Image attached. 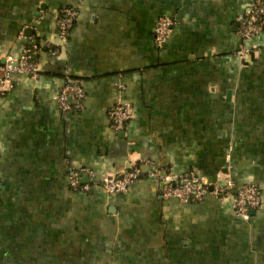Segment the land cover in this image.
Masks as SVG:
<instances>
[{
	"label": "crops",
	"instance_id": "crops-1",
	"mask_svg": "<svg viewBox=\"0 0 264 264\" xmlns=\"http://www.w3.org/2000/svg\"><path fill=\"white\" fill-rule=\"evenodd\" d=\"M254 1L81 0L61 38L71 0H0V62L28 48L38 68L0 92V264H264V35L238 34ZM160 16L174 25L158 45ZM67 83L85 95L65 111ZM117 100L132 108L121 132ZM142 159L127 192L97 181ZM155 167L253 183L262 206L243 220L212 194L181 203Z\"/></svg>",
	"mask_w": 264,
	"mask_h": 264
},
{
	"label": "built area",
	"instance_id": "built-area-1",
	"mask_svg": "<svg viewBox=\"0 0 264 264\" xmlns=\"http://www.w3.org/2000/svg\"><path fill=\"white\" fill-rule=\"evenodd\" d=\"M72 5L63 9L58 19L59 35L64 38L67 30L71 27L76 9L74 3L81 0H71ZM174 25L173 19L168 16H160L154 27V40L161 45L171 34ZM264 35V0H255L248 8L247 14L238 21V34L243 40H250L258 34ZM255 46L242 45L236 54L241 58L254 51ZM15 75H26L35 78L38 75L37 64L31 59L28 48H24L18 55L6 54L0 62V92L7 90ZM69 94H73L81 100L85 93L77 83H67L55 95V100L62 110H69L67 102ZM132 108L130 104L120 100L115 101L109 109L108 117L111 128L115 132L125 129L130 119ZM141 163L151 165L148 159H142L140 163H133L129 169H123L119 173H105L97 181L107 193H124L129 190L133 182L141 175ZM86 172L90 180L80 184V170L70 169L68 183L71 187L80 190H88L95 176L88 170ZM151 175L157 177L161 183V193L168 198H174L181 203H187L202 198L206 194H212L220 200H230L235 216L248 220L251 212L262 206L259 187L253 183L236 185L226 174L221 175V181H211L205 176L190 173H176L171 170L153 168ZM220 176V174H219ZM219 177V179L221 178ZM95 183V182H93Z\"/></svg>",
	"mask_w": 264,
	"mask_h": 264
},
{
	"label": "trees",
	"instance_id": "trees-1",
	"mask_svg": "<svg viewBox=\"0 0 264 264\" xmlns=\"http://www.w3.org/2000/svg\"><path fill=\"white\" fill-rule=\"evenodd\" d=\"M31 59L34 60V59H33V56H31Z\"/></svg>",
	"mask_w": 264,
	"mask_h": 264
},
{
	"label": "water",
	"instance_id": "water-1",
	"mask_svg": "<svg viewBox=\"0 0 264 264\" xmlns=\"http://www.w3.org/2000/svg\"><path fill=\"white\" fill-rule=\"evenodd\" d=\"M3 60V59H2Z\"/></svg>",
	"mask_w": 264,
	"mask_h": 264
}]
</instances>
